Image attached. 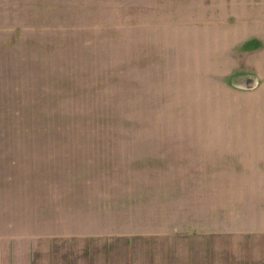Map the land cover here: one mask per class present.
<instances>
[{"label":"rangeland","instance_id":"374dc122","mask_svg":"<svg viewBox=\"0 0 264 264\" xmlns=\"http://www.w3.org/2000/svg\"><path fill=\"white\" fill-rule=\"evenodd\" d=\"M93 239L264 264V0H0V256Z\"/></svg>","mask_w":264,"mask_h":264},{"label":"crops","instance_id":"0c3cea01","mask_svg":"<svg viewBox=\"0 0 264 264\" xmlns=\"http://www.w3.org/2000/svg\"><path fill=\"white\" fill-rule=\"evenodd\" d=\"M93 241L98 240H87L84 244V257H80L78 254V251H76V254L74 253V250L70 252H67L65 259L57 257V253L55 254V259L52 260L49 259L47 264H116V255H114L113 252V245L112 240L106 239L105 241V248L101 251H90L89 248L93 246ZM69 242V241H68ZM127 244V252L124 256V260H122L123 264H138L137 259H134L136 256L133 253V250L131 249L132 242L128 239L126 241ZM68 246H71V244H68ZM86 247V248H85ZM83 251V248L81 252ZM51 253V252H50ZM50 255V254H49ZM145 255L148 256V264H156L154 263L155 255L152 254V252H148ZM170 260H173L171 256H169ZM139 260V259H138ZM146 260V259H144ZM42 263V257L36 256L35 252L31 250L26 252L25 254L18 256L17 253L14 251H9L8 256L5 258L0 256V264H40ZM188 260V264H189Z\"/></svg>","mask_w":264,"mask_h":264}]
</instances>
